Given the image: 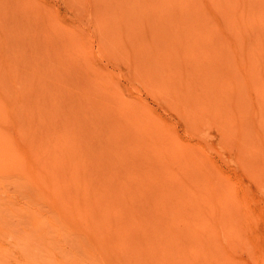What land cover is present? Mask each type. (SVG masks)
Masks as SVG:
<instances>
[{
  "label": "rangeland",
  "instance_id": "374dc122",
  "mask_svg": "<svg viewBox=\"0 0 264 264\" xmlns=\"http://www.w3.org/2000/svg\"><path fill=\"white\" fill-rule=\"evenodd\" d=\"M216 43L219 53L247 59L255 80L264 84V0H0V51L11 64L10 72L0 57V88L15 85L23 91L20 104L10 91L0 96V102L14 103L10 115L18 126L10 134L19 139L26 134L38 151L41 113L53 118L60 137L75 134L62 153L49 152L60 170L67 162L76 165L65 194L77 189L90 167L113 171L111 157L103 155L110 130L123 140L124 129H150L138 135L148 146L153 137L162 139L152 122L179 146L195 149L220 193L227 194L223 225L233 234L216 240L218 250L188 247L202 242L196 239L165 244L168 240L152 238L146 250L124 254L120 264H264V94L258 108H247L242 123L236 122L238 107L229 94L233 85L224 95L213 87L209 60ZM138 113L149 117L147 123L137 119ZM143 162L157 160L150 156ZM124 176L120 182L135 190L136 203H143L149 191L141 186V175ZM178 178L171 182L180 190ZM0 179L8 202L2 207L25 204L29 193L36 195L17 172ZM40 208L55 216L46 205ZM9 219L17 233L23 226L37 234L34 225ZM57 240L62 253L73 256L87 237L62 229Z\"/></svg>",
  "mask_w": 264,
  "mask_h": 264
},
{
  "label": "bare ground",
  "instance_id": "6f19581e",
  "mask_svg": "<svg viewBox=\"0 0 264 264\" xmlns=\"http://www.w3.org/2000/svg\"><path fill=\"white\" fill-rule=\"evenodd\" d=\"M213 48L209 60L212 65L209 64L213 66L214 90H222L220 94L224 95V89L233 85L229 94L238 107L236 122L242 123L243 112L247 108L256 110L260 105L258 98L264 94V84L255 80L251 68L245 64L247 59H241L234 52L219 53L217 43ZM0 57L6 70L11 72V64L1 51ZM240 68L248 71L243 73ZM8 76L13 79L10 74ZM8 91L17 96L16 103L20 104L23 91L15 85ZM8 91L0 88V96ZM1 101L0 176L17 172L27 186L35 189L36 195L29 193L25 204L0 205V264H120L124 254L146 250L152 238L168 240L165 244L179 237L201 240V243L189 242L188 247L207 251L218 250L216 240L222 236L232 239V231L223 225L222 203H227V194L222 195L218 190L214 174L205 166L204 158L196 156L195 149L179 146L156 122H152L151 125H155L152 129L162 139L153 137L148 146L140 142L138 135L149 133L150 129L138 132L124 129L127 136L123 140L110 130L107 140L103 139V155L106 159L111 157L108 162L113 171L106 167H90L86 176L78 181L77 189H71L68 195L65 191L71 186L76 165L67 162L64 169L68 171L60 170V162L51 160L49 152L62 153L73 144L75 134L65 132L60 137L53 118L41 113L36 127L38 152L26 134L21 139L11 136L10 129L18 126L10 115L9 108L14 103L9 99ZM103 106L107 108L108 105ZM136 117L144 124L149 118L141 113ZM146 126L150 128L148 124ZM66 131L70 130L66 128ZM150 156L157 162L140 163L141 159ZM160 168L165 170H158ZM136 173L141 175V186L149 191L141 204L135 202V190H128L120 182L123 175ZM174 177H179L176 180L181 191L171 182ZM2 194L0 192V203H8ZM232 195L229 199L234 200ZM40 205H46L55 216L42 213ZM9 217L34 225L37 234L32 235L23 226L22 233H17ZM62 229L87 237L80 253L70 256L58 248L57 239H60ZM179 242L183 247L185 243Z\"/></svg>",
  "mask_w": 264,
  "mask_h": 264
}]
</instances>
